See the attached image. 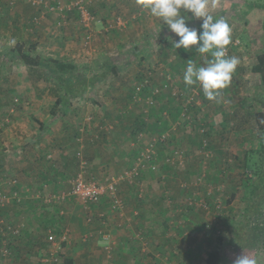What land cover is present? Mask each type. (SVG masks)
<instances>
[{"label":"rangeland","instance_id":"rangeland-1","mask_svg":"<svg viewBox=\"0 0 264 264\" xmlns=\"http://www.w3.org/2000/svg\"><path fill=\"white\" fill-rule=\"evenodd\" d=\"M75 1L40 0V5H33L29 0H15L13 4L11 0H3L0 4V23L8 20L13 24V13H16L18 5L23 4L26 6L23 11L28 13V17L19 22H24L26 29H32L28 32H34L36 28L42 27L41 24L49 26L51 32L39 34L37 39L25 40L7 28L0 34V70L10 72L7 75L0 73V83L13 85V92L7 94L9 99L1 103L0 123L8 118L5 126H10L20 116L26 124L22 127L24 131L20 140L26 142L19 146L23 150L27 148L36 152L45 149L37 161L46 164L42 168L45 175L37 176L35 181L36 184H42L40 192L30 193L27 197L28 191H24V195L21 193L23 188L19 187L21 192L17 190L22 194L23 201L0 209V264H24L18 258L19 252L10 247L18 240L27 244L21 248V254L35 264H42L45 257L51 258V264H64V257L72 258L73 264H206V258L213 249L220 251L222 264H235L242 255L255 260L256 264H264L261 241L258 247L243 245L236 231L243 219L241 196L246 177L244 155L247 148L253 146V143L248 147L245 144L257 136L258 125L254 114L263 110L258 99L261 77L254 72L253 67L257 63V53L264 50V9L259 6L250 9L249 4H264V0H217L214 8L210 0V12L214 18L223 17L232 29V41L228 46L232 45L235 38H241L247 47H231L228 52L229 56L238 57L240 63L231 84L221 91L217 100L207 99L199 85L186 86L183 79L188 59L199 66L210 58L207 54H198L195 47L190 52L180 48V53H161L156 40L159 34L165 32V28L169 30L167 25L162 26L161 19L151 16L139 6L122 12L108 0H82L94 16L89 27L83 24L76 9H66L69 11L64 14L48 10L50 6L67 7ZM117 1L123 4L131 0ZM108 5L110 11H106ZM118 19L122 22L120 26L117 25ZM59 20L63 21L61 27L58 26ZM189 23L191 27L199 29L201 21L192 20ZM66 31L75 32V42L72 44L76 51L64 60L75 62L79 66V75L105 73V76L90 86L87 93L74 99L77 102L87 101L89 103H85V106L94 105L97 109L89 112L86 108L83 110L84 115L93 117L92 121L81 126L85 127L83 136L73 134L67 147L71 150L63 148L61 151L59 136L56 140L52 137L53 142L50 140L53 132L51 128L58 130L61 122L57 121L58 125H50L49 129L36 136L34 131L39 123L37 125L33 118H47L59 95V86L53 77L48 76L49 72L47 75L41 74L40 69L46 67L40 64V57L48 60L56 58L52 57V53L63 52L52 47L55 42L65 41ZM87 33L92 35L90 43L85 42ZM171 35L175 36L174 33ZM175 38L179 39L178 36ZM40 42L46 43L40 46ZM183 54L187 57H183ZM146 78L149 79V85L139 91L138 86ZM187 107L192 113H187ZM119 111L129 116L130 125L124 126L126 135L120 142L118 153L112 155L113 148L108 146L109 139L103 133L112 134L111 131H115L111 127L113 122L102 120L98 130L94 122L99 116L109 112L117 114ZM69 114L65 112L62 116ZM140 119L145 122L144 127L140 121L136 122ZM133 121L137 130H142L135 135ZM148 124H151L149 128ZM101 127L102 131L99 132ZM199 127L209 130L207 139L213 152L211 157L202 153L203 132ZM165 131L169 133L166 146H157L155 158L145 163V168L134 183H128L139 184L133 193L136 203H139L140 198H150L146 189L153 190L156 196L149 203L151 201L159 210L161 208L162 217L156 214L154 217L157 220H141L144 230L134 226L135 231L134 228L130 229L131 234L122 233L121 237L126 240L129 238L127 235L132 238L133 247L130 251L127 249L129 243L122 244L120 241L121 249H115V240L109 227L121 213L132 217L128 220L134 222L139 216H132L135 207L129 210L126 203L121 208L115 207L111 199L105 196L98 205L91 206L79 199L67 203L45 202L47 194L70 189L80 171L79 156L82 155L88 162L85 169L87 178L104 181L107 177L130 171L139 162L142 163V149L147 148L153 136ZM1 138L2 135L0 148L4 143ZM103 148L109 151L103 158L105 164L98 168ZM173 148L181 149L185 157L184 166L176 169L164 164L163 159ZM55 150L58 151L56 156L53 153ZM5 166L6 162L0 155V177L5 176ZM46 167L52 170L46 171ZM200 175L202 177L199 180ZM182 182L186 184L184 188ZM118 194L122 196L119 186ZM206 200L211 202L210 208ZM191 202L196 208L190 207ZM16 208L21 211L35 209L57 216L52 232L48 228L53 225L46 226L41 237L35 239L40 241L39 244L29 246L26 240L29 236L23 232L24 224L19 234H14L7 229L6 225L10 223L1 220L6 212ZM259 219L264 225V213ZM86 233L90 234L87 240L84 239ZM242 234L245 235V232ZM37 245L40 249H37Z\"/></svg>","mask_w":264,"mask_h":264},{"label":"crops","instance_id":"crops-1","mask_svg":"<svg viewBox=\"0 0 264 264\" xmlns=\"http://www.w3.org/2000/svg\"><path fill=\"white\" fill-rule=\"evenodd\" d=\"M108 1L110 2V4H116L117 5V7H114V8H119L122 12H125V13L138 6L136 3V0H131L130 2H126L123 4L120 3L119 1L116 2V0H108ZM2 3H3V0H0V4H2ZM25 7L26 6H24L23 4L17 6L16 13L15 14L13 13V15H15L13 18V20H14L13 24L8 20H4L3 21L4 23H2V22L0 23V34H2L5 31V29L7 28L9 30H14L16 33H18V37L21 36L25 40V38L37 39L39 37V34H43V33L50 34L51 33V32H49L50 27L49 26L45 27L44 24H41L42 27L36 28V30L34 32L29 33L28 31H32V29L31 28L26 29L24 22L23 23L19 22V21H24L28 17V13L23 11L26 9ZM1 8H2V5H0V9ZM109 8H110V5H108V8L106 9V11H110ZM189 15H190V13H189ZM161 23H162V26L166 25L163 23L162 20H161ZM41 25H39V26H41ZM147 26H148V24H147ZM164 31H165L164 33L159 34V38L156 40L157 47L158 48L161 47V53H163V55H165V54L167 55V54L172 53L174 51H176L177 53H180L179 49H176L175 47H173L172 42L169 39H167V37H169V36H172L174 39H176L175 36L171 35L172 32L170 30H168L167 28H165ZM74 35H75L74 31H66L65 39H64L65 41L64 42L61 41V42H57V43L55 42L53 47H52V48L58 49V51H63V52H54V53H52L54 55L52 57H56V58H60V59L64 60L65 57L69 58L73 54H75L76 47L72 44L73 42H75L74 41ZM44 38H46V35L44 36ZM176 40H178V39H176ZM45 43L46 42H40L39 44H40V46H42ZM57 45H58V47H57ZM183 57H187V56L183 54ZM0 73L7 75L10 72H8L7 70H0ZM119 73H123V71L122 72L119 71ZM17 87H18V85H17ZM12 88H13V85L5 86L2 82L0 83V91L3 92L0 94V106H2V104L5 103L7 101V99H9V95H7V94H9L10 92H13ZM121 91H123V90H121ZM114 95L118 96V94H114ZM114 100H116V98H114ZM85 103H89V102H87V101L77 102L76 100H72L69 104L64 105L63 110H62V114L65 115V112H70V114L65 116V117L62 116V117L58 118L60 120H58L55 117H52L50 114L45 119H42L41 116H34L33 121L36 124L39 123V125L37 124L38 126H37L36 130L34 131L36 133L35 135L37 136L40 133H43L46 129H49L48 127H50V125H54V124L58 125L57 121H59V122H61V124H60V126H59L60 128L58 130H56L55 127L51 128V129H53V132H52V136H51L50 140H52V142H53L52 137H55V140H56L57 136H59V144H60L59 147H61V151L63 148H67L70 145L69 140L71 139L73 134H78V136H83V133L81 132L80 128L83 125V123H85V118L87 115V114L84 115L83 110L86 108V111L89 112V111H96V109H97L94 107V105L89 106L87 104V106H85L86 105ZM87 107H89V109ZM113 108H115V104H113ZM86 111H85V113H86ZM82 112H83V116L81 114ZM122 113L123 112H120V111L117 114H114L113 112H109V113L105 114V116H107V119L105 118V120H104L105 116H99L96 119V122H94V127H97V130H98V125H99V123H102V120L103 121H112L113 124L116 126L115 131H111L112 134H110V133L106 134V138L109 139L108 140V146L111 145V147L113 148L112 155H115L116 153H118V148L120 147V142L122 141V138L126 135L125 130H124V126L128 127L130 125L129 116L126 114L122 115ZM41 120L43 121L42 123L40 122ZM133 120H135V119H133ZM23 125H26V124H24V122L21 120V118L19 116L18 119L12 123V125H10V126L4 125L3 127H0V136L2 135L1 139L4 141L2 147L0 148V155L3 156V159L6 162V166L4 168L5 176L0 177V179L2 181L7 182L4 185V187L7 188V190H15V189H19V187H22L23 190L21 192V190H20L21 188H20L19 189L20 192L23 194L24 191H28V193H27V197H28V194H30V193L34 194L36 191L37 192L41 191L42 184H36L35 181L38 179L37 176L45 175V173H43L44 170L42 168L46 164H44V163L40 164V162L37 161L39 159V157L41 156V153H44L45 149L41 152H36L35 150L29 151V149H27V148H25V150H23V147L19 146V145H22L23 143L26 142V141L24 142V141L20 140V138H22L21 134L24 131V129L22 128ZM150 126H151V124H148V128ZM41 127H43V128L41 129ZM102 128L103 127L99 128V132L102 131ZM116 129L118 130V132H116ZM31 133H33V132H31ZM85 133L86 134L88 133V128H87ZM48 149L50 152V148H48ZM106 149H108V148L102 149V157L99 160V163L101 165H98V168H101L105 164L103 158H104V156L107 155V153L109 151ZM68 150H71V149H68ZM57 152L58 151H56V150L53 152L54 156L57 155ZM44 169L46 171L52 170V168H50V167L49 168L46 167ZM12 178H17L19 180L18 184H16V185L10 184L9 180ZM144 183L146 184V182H144ZM144 183H143V185H144ZM122 184L119 185V189H120V193L122 195L121 196L122 199L124 198L123 201L125 200L124 203H126V206L128 207L129 210L136 208L135 213L132 214L133 218L137 217V215H139V216L137 218H135L134 222H129L128 219H131L132 217H127V216H125V214L121 213L120 216L117 218V220H114L113 224H111L112 226H110V224H109L110 229L109 228L108 229L113 234V238L115 240L114 244L117 245L119 243V245H120V247H119V245L118 246L115 245V249L119 248V250H120L121 249L120 242H122V244L129 243L130 246L127 247V249L130 251L131 248L133 247L132 238L130 235H127V236H129V238L127 237V240H126L125 238L121 237V236H123L122 233L126 232L127 234L128 233L131 234L130 229L133 230L134 226L137 228H142L144 230V224L141 223V220L152 219V218L154 220H157L154 217V215L159 214V216L162 217L161 216L162 211H161V208L159 210V208L153 206L151 201L149 203V200L155 198V196H156V194L153 192V190L146 189L147 192L150 194V198L148 199L147 196L142 198V199L140 198L139 203H136L133 200V198H134L133 193L135 192L134 190L139 184L138 185H132V184H128V183H124L123 185ZM44 186L46 187L45 184H44ZM30 189L32 190V192H29ZM150 191H151V193H150ZM24 195H25V193H24ZM29 205H30L29 207H31L30 200H29ZM133 207H135V208H133ZM110 218H111V215H110ZM56 219H57V216H54L51 213H49V215H48L44 212H39V210H35V209L29 210V211H21L20 209L16 208V209L10 210V212H6L4 218L1 220L5 223H10L13 225L24 224L23 232H25L26 235L29 236V238H26V240L29 241V246H31V244H33V243H35V245L39 244L40 241H35V239H38L39 237H41V235L44 233V231L46 229V226L53 225L52 227L48 228V231L52 232V229L54 228L55 223H56ZM74 225H76V224H74ZM127 226H130V227H127ZM133 231H135V228ZM3 242H5V241H3ZM26 245H27L26 243H23L22 241L18 240L17 242H14V244H12L10 247L12 249L14 248V250L16 252H19V254H17L19 256L18 258L23 260L24 264H35V262H31L30 260L28 261V258L25 259V256L21 254V248L23 246H26ZM37 249H40V246L37 245ZM125 249L126 248H124V250ZM129 251H127V252H129Z\"/></svg>","mask_w":264,"mask_h":264},{"label":"trees","instance_id":"trees-1","mask_svg":"<svg viewBox=\"0 0 264 264\" xmlns=\"http://www.w3.org/2000/svg\"><path fill=\"white\" fill-rule=\"evenodd\" d=\"M15 0H11L13 4ZM250 3V9L254 7L263 8L264 4H256L254 3L252 6ZM262 29L264 31V22L262 25ZM264 44V43H263ZM40 64L45 68L40 69L41 74L48 73L49 77H53L54 81L59 86V95L57 96L53 106L50 110V114L52 117L58 118L62 116V110L64 105L69 104L72 100L76 99L78 96H81L87 93L88 88L95 84L99 79L105 76L103 74H93L92 76L79 75V66L73 61H65L59 58H49L48 60H44L40 57ZM254 72L260 74L261 77V91L259 94V103L262 104L263 110L256 112L254 114L256 123L258 125V134L254 138V140H248L245 144V147L253 143V146L247 148L246 153L244 155V163L246 169L245 173V182H244V192L241 196L243 201V219L237 225V236L241 238L240 242L243 245H253L255 247L259 246L261 241L262 249L264 250V225H261L260 219L264 213V50L257 53V63L255 64ZM108 69V68H107ZM106 69V71H107ZM39 71V70H38ZM40 72V71H39ZM47 75V74H46ZM183 111V109H181ZM192 113L190 108L187 107V113ZM135 121V120H134ZM134 121L132 122L133 126V135L137 134L139 131L134 125ZM141 122V125L144 127L145 122L143 119H140L136 122ZM114 129L115 125H111ZM199 129H201L199 127ZM106 131V130H105ZM203 132V139L201 140L202 153H205L207 157L213 156V152L211 150V146L209 144V140L207 136H209V130L205 129ZM83 133V132H82ZM109 132H105L103 134H107ZM102 134V136H103ZM99 135H96L98 137ZM257 143V144H256ZM258 145V146H257ZM159 147H161L159 145ZM170 166V165H168ZM172 168L173 166H170ZM250 174L252 176H250ZM200 178L202 175L199 176ZM198 177V178H199ZM182 184H185L182 182ZM186 186H182L183 188ZM73 200V199H72ZM69 200L63 201V203H67ZM206 204L208 207H211V202L206 200ZM190 207L196 208L195 204H191ZM6 208V207H5ZM3 209V208H2ZM246 219V221H245ZM251 220V222H250ZM245 232V235L242 234ZM262 239V240H260ZM64 264H73L72 258L64 257ZM223 258L218 249H213L209 252L206 258V264H222Z\"/></svg>","mask_w":264,"mask_h":264},{"label":"clouds","instance_id":"clouds-1","mask_svg":"<svg viewBox=\"0 0 264 264\" xmlns=\"http://www.w3.org/2000/svg\"><path fill=\"white\" fill-rule=\"evenodd\" d=\"M217 0H212V7ZM137 5L151 16L161 19L169 30L178 36L167 37L176 49L183 48L210 58L202 65L188 59L184 72L186 86L199 85L204 96L217 100L221 91L232 82L240 60L228 55L227 46L232 41V29L223 17L216 19L210 12V0H136ZM190 13V15H189ZM200 20V28L190 26V21ZM235 264H256L247 255L237 258Z\"/></svg>","mask_w":264,"mask_h":264},{"label":"built area","instance_id":"built-area-1","mask_svg":"<svg viewBox=\"0 0 264 264\" xmlns=\"http://www.w3.org/2000/svg\"><path fill=\"white\" fill-rule=\"evenodd\" d=\"M33 5H40V0H29ZM57 6L53 5L48 7V10L51 12H66L72 9H76L81 16V20L83 21V24L86 27H89L91 22L94 20V16L91 14V12L85 7V4L82 0H77L72 3L70 6ZM69 9V10H66ZM64 14V13H63ZM36 19V18H35ZM117 25L120 26L122 24L121 21H117ZM63 25V21L59 20L58 26L61 27ZM92 39L91 33H87L85 36V42L90 43ZM232 48H238V49H247L244 42L241 40V38H235L232 42L231 46H227L228 52ZM149 85V79L146 78L143 80V82L138 86V90L141 91L144 88H146ZM138 93V92H137ZM147 103H150V100H147ZM93 117L89 114L86 115L85 122H91ZM9 119L6 118L5 122L0 123V127L4 126L6 123H8ZM81 132L85 131V127L80 128ZM202 130V128H201ZM205 129L203 128L202 131ZM169 139V133L167 131L160 133L158 135L153 136L147 144V148L144 150L142 149V163H138L137 166L132 168L130 171L126 170L122 174L114 175L111 177L105 178L104 181H97L93 179H88L85 175V169L87 167V160L84 159V157L79 156L80 161V171L75 176L72 186L68 191H61L56 194H47L44 198L45 202H63L65 200H72V199H79L86 203L87 206L91 205H98L102 199L107 197V199H111L113 202V205L115 207L121 208L124 205V201L122 197L118 194V186L121 183H134V181L140 176L141 171L145 168L146 162L152 161L155 158L156 152H157V146H166L167 141ZM164 164L170 165L173 167H181L184 166L185 163V157L184 152L181 149H172L168 153L165 154L163 157ZM201 178H199L200 180ZM7 182L2 181L0 179V209L5 208L11 204H17L23 201L22 194L17 190H7L4 185ZM10 184H18L17 178H12L9 180ZM184 186L185 184H181ZM193 204V202H191ZM100 215H104L103 213H100ZM7 229L10 230L14 234H19L20 229L22 227V224L19 226H12L10 224L6 225ZM90 234L86 233L84 239H89ZM104 236H106L104 234ZM42 264H51V258L45 257L42 259Z\"/></svg>","mask_w":264,"mask_h":264}]
</instances>
